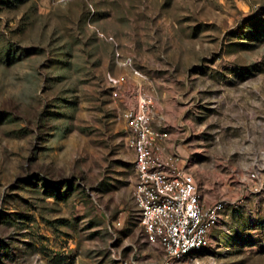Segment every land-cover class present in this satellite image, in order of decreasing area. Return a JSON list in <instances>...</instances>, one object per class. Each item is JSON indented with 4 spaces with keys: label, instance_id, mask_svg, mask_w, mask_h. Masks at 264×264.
<instances>
[{
    "label": "rangeland",
    "instance_id": "obj_1",
    "mask_svg": "<svg viewBox=\"0 0 264 264\" xmlns=\"http://www.w3.org/2000/svg\"><path fill=\"white\" fill-rule=\"evenodd\" d=\"M136 85L222 201L180 264H264V0H0V264L157 259L120 115Z\"/></svg>",
    "mask_w": 264,
    "mask_h": 264
},
{
    "label": "built area",
    "instance_id": "obj_2",
    "mask_svg": "<svg viewBox=\"0 0 264 264\" xmlns=\"http://www.w3.org/2000/svg\"><path fill=\"white\" fill-rule=\"evenodd\" d=\"M115 57L120 65L138 74L129 56L115 50ZM135 90L134 104L120 115L128 128L126 144L133 152L131 199L145 240L157 259L129 255L118 264H180L184 255L206 243L207 230L216 223L222 201L205 203L192 172L184 166L185 159L164 144L165 131L151 126L153 97L139 85ZM248 177L256 179V170Z\"/></svg>",
    "mask_w": 264,
    "mask_h": 264
},
{
    "label": "crops",
    "instance_id": "obj_3",
    "mask_svg": "<svg viewBox=\"0 0 264 264\" xmlns=\"http://www.w3.org/2000/svg\"><path fill=\"white\" fill-rule=\"evenodd\" d=\"M199 186V185H198ZM200 188V187H199ZM202 191V190H201ZM203 193V192H202ZM203 198H204V201H205V203H209V202H211V200L210 199H208V198H206L205 196H204V193H203Z\"/></svg>",
    "mask_w": 264,
    "mask_h": 264
}]
</instances>
